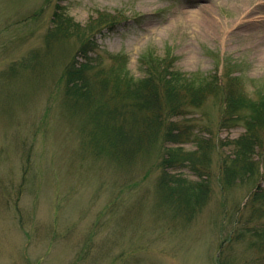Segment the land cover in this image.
<instances>
[{
  "label": "rangeland",
  "instance_id": "obj_1",
  "mask_svg": "<svg viewBox=\"0 0 264 264\" xmlns=\"http://www.w3.org/2000/svg\"><path fill=\"white\" fill-rule=\"evenodd\" d=\"M263 2L0 0V264H264V152L230 185L221 170L246 124L222 125L215 97L175 119L192 138L168 147L211 144L202 178L188 166L166 171L171 181L203 182L201 205L186 207L183 191L170 197L161 186L158 149L128 160L96 153L89 113L71 110L65 93L68 63L87 61L80 42H47L58 5L82 27L105 15L116 25L95 37L90 79L122 69L124 81L140 80L142 55L169 50L182 72L239 77L245 96L258 99L264 56L244 22L264 20ZM112 56L125 57L126 70Z\"/></svg>",
  "mask_w": 264,
  "mask_h": 264
},
{
  "label": "trees",
  "instance_id": "obj_2",
  "mask_svg": "<svg viewBox=\"0 0 264 264\" xmlns=\"http://www.w3.org/2000/svg\"><path fill=\"white\" fill-rule=\"evenodd\" d=\"M115 25L116 18L102 15L98 19L92 18L87 26L82 27L58 5L53 28L47 34L48 44L59 39H77L80 42L77 56L82 55L87 61L78 63L74 57L68 63L64 74L65 93L71 110L81 109L89 113L94 124H91L88 142L96 153L105 152L116 159L120 155L128 160L148 154L151 156L158 149L160 166L164 171L161 186L163 181V185L170 190V197L177 191H183L186 207L195 203L200 206L206 197L202 190L203 182L200 187L198 183L189 184L184 179L171 181L165 174H168L167 169L188 166L202 178L208 169L210 142L194 138L198 140L200 152L189 153L182 148H170L168 144L179 142L183 136L191 139L188 132L190 126H184L175 119L185 117L189 109L200 108L207 99L215 97L223 101L222 125L229 122L246 124V132L231 142L235 158L222 161L224 180L230 185L240 175H251L256 169V152L258 149L264 152L261 136L264 130V94L258 99L246 97L239 77L224 81L217 73H184L177 68V58L169 50L163 56L154 51L142 55L140 62L144 77L140 80L128 77L124 81L123 75L127 76V73L122 69L115 71L120 73L112 77L102 76L103 72L99 71L97 77L90 79L88 72L93 63L87 57L97 47L95 37L103 29H111ZM112 57H116L119 67L126 70V59L121 62L125 57ZM173 182L177 188L170 187ZM259 196L256 192L254 201Z\"/></svg>",
  "mask_w": 264,
  "mask_h": 264
},
{
  "label": "bare ground",
  "instance_id": "obj_3",
  "mask_svg": "<svg viewBox=\"0 0 264 264\" xmlns=\"http://www.w3.org/2000/svg\"><path fill=\"white\" fill-rule=\"evenodd\" d=\"M246 4H248V3H246ZM249 5H247V6H249ZM262 5H264V2ZM258 6H260V5H258ZM246 8H248V7H246ZM248 13H247V15H250V16L252 15V12L249 14ZM249 25L250 24H247V22H244L245 28L246 29L249 28L250 33H253V41L255 42L254 46L256 47L257 51L261 55L264 56V20L262 19V20L257 21L255 23V25L253 24V26H251V25L249 26Z\"/></svg>",
  "mask_w": 264,
  "mask_h": 264
}]
</instances>
